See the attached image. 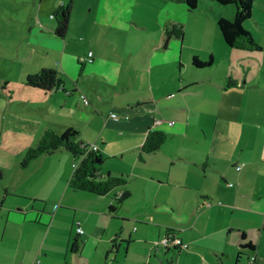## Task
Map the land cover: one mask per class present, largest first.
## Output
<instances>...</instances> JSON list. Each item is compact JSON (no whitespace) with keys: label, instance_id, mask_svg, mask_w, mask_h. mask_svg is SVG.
<instances>
[{"label":"crops","instance_id":"obj_1","mask_svg":"<svg viewBox=\"0 0 264 264\" xmlns=\"http://www.w3.org/2000/svg\"><path fill=\"white\" fill-rule=\"evenodd\" d=\"M68 3L72 9L65 38H58L54 48L33 46L29 55L56 56V63L48 66L64 80V91L43 95H63V111L55 105L51 109L62 118L58 128H74L78 142L99 146V179L121 177L126 183L106 195L71 192L72 154L57 150L62 166L54 167L63 189L47 195L53 204L42 216L32 205H18L20 217L6 208L0 264H127V256L120 254L132 242L153 245L143 247L145 263L134 259L130 264H264L261 74L246 76L244 83L242 75L238 80L230 76L236 85L227 87L226 77L211 79L206 69L193 67L195 56L202 61L213 56L215 62L217 50L232 54L216 34L214 45L183 43L179 52L170 42L172 50L164 48L165 26L175 22L170 13L135 19V2L130 0L61 4ZM44 4L39 0L37 19L42 23L48 21L41 14ZM56 7L47 1L51 13ZM216 16L228 18L219 10ZM152 21L154 32L147 24ZM208 23L202 19L190 24L201 30V41L208 35ZM107 104L117 118L102 116ZM152 129L166 133L167 140L156 153L145 154L142 147ZM45 157L35 164L36 171L46 169ZM124 193L129 196L116 201ZM149 218L167 221L154 229ZM135 222L145 227L135 230ZM77 223L83 233H77ZM169 231L186 247L159 242L166 248L162 250L157 241Z\"/></svg>","mask_w":264,"mask_h":264},{"label":"rangeland","instance_id":"obj_2","mask_svg":"<svg viewBox=\"0 0 264 264\" xmlns=\"http://www.w3.org/2000/svg\"><path fill=\"white\" fill-rule=\"evenodd\" d=\"M47 1H54L59 6L65 0H44L45 4L41 9V14L44 18H48V21L45 20L42 23L37 19L39 0H0V230L2 217L7 213L6 208L12 209L13 213L20 217L19 213H15H22L18 210V205H23V207L32 205L39 209V214L42 216L43 213L50 212L49 209L53 204L52 199L47 198V195L52 191L55 192L56 189H63V186L58 184V173L54 167L56 163L60 167L62 166L57 151L45 157L46 161L44 162H46L47 170L40 169L36 171L35 164H38L40 157L33 160L26 167L22 165V160L28 150L38 144L46 130H52L59 134L63 132L58 128L62 118L51 112L54 105L60 112L63 111L64 108H60L59 105L62 102L63 95L59 93L60 97L44 96L43 94H46L44 91L29 87L25 83L27 74L34 70L38 72L50 68L48 62L56 63V56L53 55H46L44 58H42L43 56L39 57L38 54H35L34 57L29 55L31 48H47L48 46L54 48L61 42L58 39L60 37L55 34L56 21L47 8ZM111 1L119 2V0H109V2ZM130 1L135 2L134 10L131 11L135 19L150 15L159 18L170 13L172 20L184 25L185 36L183 41L166 38L163 42V45H165L166 40L169 39L167 47H163L172 50L173 45L169 46L171 42V44H177L179 52H181L183 43L187 46L194 45L195 48L203 45V43L204 45L207 43L214 45L216 43L214 41L215 34L223 42L216 22V19L218 21L221 16L217 17L216 13L219 10L231 19L236 12L235 5L223 6L212 0H200L196 10H189L183 3L177 1L173 3L167 0ZM154 7L156 9L152 10ZM169 18L163 22V25L170 21ZM202 19L209 21L208 35L202 37L204 38L203 41L197 38V32L201 30L190 25ZM147 24L150 31L154 32L157 29L156 21ZM243 25L252 33L253 38L261 45L262 50L241 51L231 48L232 54L229 55L223 54L222 50H217V60L210 67L203 68L206 69L205 73L211 79L226 77L228 83L230 76L236 77L238 80L239 76L242 75L241 81L244 83L246 76L261 74V80L264 81V0H254L252 17L246 20ZM79 42L81 41L77 40V43ZM208 60L209 57H207ZM59 90L64 91L61 88ZM43 107H45V110ZM109 110L107 104L104 107L102 116L105 117L110 114ZM74 162L72 156V163H70L72 174L74 172ZM102 166L104 164L100 165V167ZM68 190L74 191L69 184ZM34 194H37L39 198H34ZM121 208L122 206L119 210ZM123 213L128 214L127 211H123ZM161 219L153 221L149 218L148 224L153 223V228L157 229L159 227L157 224L167 221L166 218ZM133 226L136 230L144 228L145 224L135 222ZM34 230L36 231V229ZM36 236H38V231H36ZM163 237L157 241L158 246H161L159 242ZM48 243H51V240H48ZM55 243L58 244L59 242ZM142 244L132 242L128 251H126L125 248L128 246L125 243V247L121 250V258L124 255L127 256V264H130L134 259L145 263L146 255L143 247L152 246L153 243ZM161 249L165 250L166 248L161 246Z\"/></svg>","mask_w":264,"mask_h":264},{"label":"trees","instance_id":"obj_3","mask_svg":"<svg viewBox=\"0 0 264 264\" xmlns=\"http://www.w3.org/2000/svg\"><path fill=\"white\" fill-rule=\"evenodd\" d=\"M183 3L189 10L198 8L199 0H173ZM223 6L235 5L236 12L233 18L221 17L217 21L218 28L224 43L233 49L241 51H260L262 47L253 38L252 33L244 27V22L252 17L254 0H212ZM72 5L61 4L52 13L56 21L55 34L64 39L70 25V14ZM166 38H174L182 41L185 36V28L182 23L167 22L165 26ZM213 56L208 61H202L198 57H193L192 66L197 69L210 67L213 64ZM26 85L38 88L46 93L53 90L63 89L64 80L55 69H42L36 73H29L25 79ZM234 81H229L227 87L235 86ZM1 98V92H0ZM79 132L74 128H67L62 133L46 130L38 144L30 148L22 165L28 166L33 160L51 155L59 149L70 152L74 159V172L69 180V186L76 191H87L95 194L106 195L115 188L121 187L126 180L119 177L108 176L106 179H99L97 167L102 162V155L99 151L90 149V144L78 142ZM167 140V134L160 130H150L146 136L142 151L145 154H153L159 151ZM99 161V162H98ZM129 196L122 194L116 201L121 202ZM78 227V225H77ZM78 233V232H77ZM79 234V233H78Z\"/></svg>","mask_w":264,"mask_h":264},{"label":"built area","instance_id":"obj_4","mask_svg":"<svg viewBox=\"0 0 264 264\" xmlns=\"http://www.w3.org/2000/svg\"><path fill=\"white\" fill-rule=\"evenodd\" d=\"M92 56H93L92 52L89 53V55H88V60L89 61H91ZM83 60H85V59H83ZM81 100H82V102L85 105H89V103H90L89 100H88V98L85 95H81ZM111 116L113 118H117V115L115 113H112ZM172 124H173V122L169 123V125H172ZM89 146H90V149L93 150V151H98L99 150V146L96 145V144H90ZM73 167L74 168L76 167L74 163H73ZM236 169L237 170H240L241 167L238 166V167H236ZM77 225H78V227L76 228V231L78 233H83L84 231H83L81 225L79 223H77ZM160 244L163 245L164 247H168L170 245L186 247V245L185 246H182L181 241L178 238H176L171 231H169L164 236V238L160 241ZM34 264H39V262L38 261H35Z\"/></svg>","mask_w":264,"mask_h":264},{"label":"water","instance_id":"obj_5","mask_svg":"<svg viewBox=\"0 0 264 264\" xmlns=\"http://www.w3.org/2000/svg\"><path fill=\"white\" fill-rule=\"evenodd\" d=\"M168 40H169V39H168ZM168 40H166L164 47H167V45H168ZM98 162H99V161H98Z\"/></svg>","mask_w":264,"mask_h":264}]
</instances>
